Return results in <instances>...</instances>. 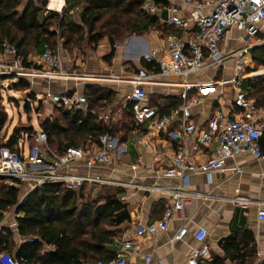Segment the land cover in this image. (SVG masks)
Segmentation results:
<instances>
[{
	"label": "crops",
	"instance_id": "1",
	"mask_svg": "<svg viewBox=\"0 0 264 264\" xmlns=\"http://www.w3.org/2000/svg\"><path fill=\"white\" fill-rule=\"evenodd\" d=\"M29 1H32L36 6H40L41 2L45 1L43 14L45 9H48L49 12L61 13L67 4H73L72 0H21V11L26 8ZM171 4L180 7V16L185 17L188 13V10L180 6L178 2H171ZM79 12L75 9L72 14L73 21L77 24L79 23ZM160 18L164 19V16ZM160 18L158 19L161 22ZM161 25L164 23L161 22ZM164 35L162 31H151L141 37L131 36L122 42H116L113 46L107 39H104L94 48L74 47L67 49L60 42L57 43L56 47L51 50L55 56L59 57L62 71L66 76L49 80L39 77L25 78L36 90L35 92L30 88L31 91L27 92V96L31 99L32 96H38L41 99L38 98L34 103L35 105L32 106L24 102L23 114L19 111V102H15L17 105L13 103L14 101L7 100L4 102L5 98L1 95L0 108L6 114V118L0 130V144L8 142L16 125L24 122V117H27L26 111H28V117L31 121L27 125L30 132L22 131L20 133L13 152L26 155L29 148L37 144L36 135L47 133L43 129L45 123L57 122L62 129L67 128L66 121L62 118L58 107L51 101L50 96L71 93L84 96L87 85L108 88L116 93L114 103L99 113L98 119L99 122L111 128L121 118L127 109V105H130L127 97L133 90L132 79L134 75L140 68L152 70L148 67L150 64L146 63L147 67L144 66L143 57L149 53H155L156 61L164 57V54L159 51L163 45ZM236 35L237 37H235ZM246 39L243 33L232 30L221 49L224 53H231L244 45H248L251 48L252 58V50L260 48V46H255L257 44L255 39H247V41ZM1 54L3 55V52H0V56ZM17 57H20L23 69L27 71L33 66L32 63L36 59L33 56L27 60L23 56L17 55ZM4 59L8 65L13 62L11 56L6 55ZM25 65H28L29 68H25ZM255 65L252 58V64L246 70L242 87L248 98L256 102L257 95L253 91H248L246 84V81L264 77V66L254 67ZM233 67L234 61L228 60L218 68H207L183 78L176 76L158 77L154 79L153 83L144 86L146 93L144 105L155 109L159 116L162 115L161 109L173 104L166 103V99L176 100L178 105L170 111V114L176 111L180 105L179 93L184 83L213 86V91L203 97L202 101L191 109V121L196 127L194 138L174 141L166 132H157L151 123H135L136 128H133L132 131L127 132L125 129L119 131L116 136L104 134L117 148L122 149L121 154H117L118 157H115L114 162L107 169L89 171L82 164H79L63 171L75 175H85L89 172L93 175L100 174L102 177L115 182V186H84L81 193L85 203L92 205L102 203L105 195L102 187L120 189L123 192L124 200L122 201L127 206L129 220L117 227L120 234L112 246L114 257L120 251L121 244L128 240L133 244V248L125 253L126 264H147L145 262L147 256L150 257L148 264H188L192 252L199 247L194 234L198 229L203 228L207 232L205 241L209 248V255L205 259L199 260V264L203 261L211 262L214 256H224L219 245L222 240L240 229H248L254 236L257 248L255 264L263 263L264 224L258 220L257 213L259 209L264 208V161L257 160L247 153H240L225 162V169L233 170L231 175L229 173H214L208 177L199 172L188 173L189 184L185 189L186 195L191 199V204L185 207L181 214L172 217L166 231L151 236H138L134 231V226L138 223L148 225L161 221L164 209L170 200V190L183 186L181 179L165 176V172L169 168L170 156L181 149H189L191 142H198L199 134L205 130L210 116L216 111L228 118L241 117V112L233 104L234 93L230 83L234 73ZM112 73L119 75L123 81L109 80L108 77ZM8 80H12V84L18 81L3 77L0 82ZM45 95L48 98L42 99ZM9 98L13 99L14 97ZM9 108H11L12 116H10ZM258 108L260 109V118L264 119V105H260ZM33 114L36 116L39 132L35 130ZM7 124L12 125L10 132L6 131ZM170 131H175V133L181 131L179 117L175 119ZM124 133L126 136L123 135ZM46 136L47 148L51 153L61 154L68 148L65 146L66 140L62 134L53 133L49 138L48 134ZM122 139L124 140L122 141ZM90 141L91 139L88 138L84 145L77 147L83 148L88 154H94L99 150L100 142L98 140L99 145H97ZM38 145L43 149L46 148L39 143ZM260 146L264 152V139L260 140ZM215 147L216 143L207 146L199 145L197 152L191 153L189 150L190 158L196 164L206 162L212 157ZM157 151H160L159 156L156 154ZM112 152L115 154L116 150ZM6 184H8L7 181ZM13 187L21 190L20 203L23 202L29 195L27 193L28 187L20 184ZM236 197L246 198L252 204L246 209L237 206L234 203ZM15 209L16 207L4 214L0 221L1 230L10 229L14 234L12 239L15 247L13 256L17 254L19 247L28 241V238L21 237L17 233ZM181 228H186L187 233L182 240L178 241L175 236ZM46 249L50 250L51 248ZM225 264L232 263L226 260Z\"/></svg>",
	"mask_w": 264,
	"mask_h": 264
},
{
	"label": "built area",
	"instance_id": "2",
	"mask_svg": "<svg viewBox=\"0 0 264 264\" xmlns=\"http://www.w3.org/2000/svg\"><path fill=\"white\" fill-rule=\"evenodd\" d=\"M168 3L162 8L154 0H146L141 5L142 11L151 16L160 18L161 22L173 27L177 34H165L163 45L159 51L164 57L155 60V53L146 54L143 61L155 64L152 70L140 68L132 79L133 90L127 97L131 104L133 120L136 124L151 123L157 132H166L174 141L188 140L195 137L196 127L191 121V109L202 101V98L213 91V86L204 84L184 83L179 93L180 105L175 112L160 117L155 109L146 107V93L144 86L154 82L156 78L187 77L207 68L220 67L228 60L234 61L233 76L230 80L233 88V104L241 112L240 118H228L221 112L213 113L205 127L199 134L198 142H191L189 149H181L170 156L169 168L165 172L168 178H179L183 181L182 187L170 190V200L166 205L161 221L148 225L140 223L134 226L138 236H151L164 232L172 217L181 214L185 207L191 204L185 189L188 186V173L199 172L211 177L214 173L229 175L233 170L225 169V162L239 155L247 153L257 160L264 161V152L260 140L264 135V119L260 118V109L256 102L248 98L243 90L242 83L246 77V70L252 64L251 48L244 45L231 53H224L222 44L232 30H237L247 38L255 39V46L264 47V0H160ZM178 2L186 8L185 17L180 16V7L171 4ZM49 13L44 10V15ZM246 39V41H247ZM13 46L3 45V55L0 56V77L13 79H27L39 77L43 79L63 78L66 75L61 68L59 57L45 46L44 52L36 57L33 66L27 71L23 69L20 57ZM13 57L12 64L5 62V56ZM156 61V62H155ZM109 80L123 81L112 73ZM51 101L58 108H64L78 113H87L86 98L78 93L51 95ZM179 117L181 131H170L175 119ZM37 144L29 148L26 155L11 151L7 147L0 148V177L4 178L9 186L26 185L27 193H32L47 184L58 183L70 190H78L82 186H115V182L102 177L100 174L75 175L65 173L64 170L82 164L84 168L105 170L112 165L115 157L121 154V148L116 147L107 135L100 136L99 150L88 154L83 148L68 147L61 154H53L47 148L45 133L36 135ZM140 142V141H139ZM46 146L45 149L39 145ZM216 143L212 157L201 164L191 160V153L197 152L199 145L207 146ZM116 150L114 154L112 151ZM189 150L191 153H189ZM159 156L160 151L156 152ZM118 157V156H117ZM135 167V166H134ZM121 200H124L122 197ZM234 203L242 208H248L252 203L242 197L234 198ZM18 215H15L17 218ZM258 220L264 224V208L258 210ZM1 232V225H0ZM187 233L181 228L175 239L182 240ZM207 232L200 228L194 234L199 247L194 250L188 264H199L209 255L206 244ZM35 239L29 238L28 243ZM133 248L130 241L121 244L120 251L110 261H94L88 264H126L125 253ZM150 263V257L145 258ZM0 264H17L8 254H0Z\"/></svg>",
	"mask_w": 264,
	"mask_h": 264
},
{
	"label": "trees",
	"instance_id": "3",
	"mask_svg": "<svg viewBox=\"0 0 264 264\" xmlns=\"http://www.w3.org/2000/svg\"><path fill=\"white\" fill-rule=\"evenodd\" d=\"M144 1L72 0L73 4H67L61 13L49 12L44 15L45 1L40 6L29 1L21 11V0H0V52H3V45H10L16 49L18 56L27 60L41 55L45 46L54 49L59 42L67 49L94 48L104 39L113 46L131 36L141 37L151 31L180 36L173 27L161 25L158 18L145 14L141 9ZM154 1L162 8L168 7L167 2ZM75 9L80 11L78 24L73 21ZM252 58L256 66H264V47L254 48ZM144 66L147 67V64L144 63ZM155 66L153 63L148 67L152 69ZM13 84L26 92L30 90V82L26 79H18ZM246 84L248 91L257 95L256 104L264 105V77L246 81ZM115 95L108 88L87 85L84 97L88 103V113L58 108L67 128L62 129L57 122L45 123V134H48V138L53 133L62 134L66 147H77L84 145L88 138L91 143L99 145L101 135L107 133L116 136L125 129L132 131L136 127L131 104L127 105L121 118L111 128L98 121L99 113L114 103ZM1 100L0 94V104ZM166 103L173 104L161 109L160 117L168 116L178 105L175 99H166ZM4 122L5 115H0V130ZM22 131L30 132L28 126L16 127L8 142L0 144V148L7 147L13 151ZM123 135L126 136L125 133ZM84 186L70 190L62 184H47L30 193L20 203L21 190L9 186L0 177V221L4 214L16 207L18 235L35 239L33 243L27 241L22 244L13 256L14 234L4 228L0 232V254L10 255L17 264H88L114 259L116 255L114 257L112 246L120 234L117 227L129 220L127 206L121 200L123 192L102 187L105 191L102 203L92 205L83 201L81 191ZM219 245L224 256H214L211 262L203 261L200 264H225L226 260L232 264H255L257 261L255 239L248 229L238 230Z\"/></svg>",
	"mask_w": 264,
	"mask_h": 264
},
{
	"label": "rangeland",
	"instance_id": "4",
	"mask_svg": "<svg viewBox=\"0 0 264 264\" xmlns=\"http://www.w3.org/2000/svg\"><path fill=\"white\" fill-rule=\"evenodd\" d=\"M235 37H237V35ZM254 67H256V65ZM12 82H13L12 80L11 81L8 80V81L0 82V88L2 89L1 90V93L2 94L1 95L5 98L4 99V102L7 101V100L10 101V102L14 101L13 102L14 104H16L15 102H17V103L19 102V111H20L21 114H23V105H24V102L25 103H28L29 105L32 106V105H35L34 103L36 102V100L38 98L39 99H41V98L38 97V96H32V99H31V98H29V96H27V92L29 93L31 90L36 92V90L33 88L32 85H30L31 90H28L26 92L24 90L18 89L14 84H12ZM9 97H14V98L11 99ZM45 97H47V95H45L42 99H45ZM24 112H25V110H24ZM9 113H10V116H12L11 108H9ZM26 114H27V117L26 118L24 117V119H25L24 122L17 124L16 127L27 126V125H29L31 123V121H30V119L28 117V114H29L28 111H26ZM0 115L1 116L2 115H6L4 113V111L2 110V108H0ZM33 123H34V126H35V130H37L39 132V129L37 127V122H36V116L34 114H33ZM11 127H12V125L10 126L9 124H7V130L6 131L10 132V128Z\"/></svg>",
	"mask_w": 264,
	"mask_h": 264
},
{
	"label": "water",
	"instance_id": "5",
	"mask_svg": "<svg viewBox=\"0 0 264 264\" xmlns=\"http://www.w3.org/2000/svg\"><path fill=\"white\" fill-rule=\"evenodd\" d=\"M163 16H164V19H165V14Z\"/></svg>",
	"mask_w": 264,
	"mask_h": 264
}]
</instances>
